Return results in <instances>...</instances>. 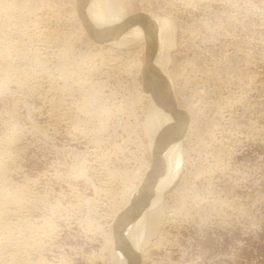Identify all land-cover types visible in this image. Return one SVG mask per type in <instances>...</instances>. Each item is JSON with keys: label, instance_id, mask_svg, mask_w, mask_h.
Returning a JSON list of instances; mask_svg holds the SVG:
<instances>
[{"label": "rangeland", "instance_id": "374dc122", "mask_svg": "<svg viewBox=\"0 0 264 264\" xmlns=\"http://www.w3.org/2000/svg\"><path fill=\"white\" fill-rule=\"evenodd\" d=\"M1 2L0 11L12 8L0 12V147L15 139L7 177L41 230L30 257L110 264L112 236L125 225L114 208L135 202L145 167L156 165L141 128L153 103L148 51L119 49L88 0ZM123 4L131 24L168 18L175 26L161 81L173 85L167 126L182 160L160 200L186 206L167 226L161 213L150 239L165 232L161 245L142 259L149 241L130 264H264V0Z\"/></svg>", "mask_w": 264, "mask_h": 264}, {"label": "bare ground", "instance_id": "6f19581e", "mask_svg": "<svg viewBox=\"0 0 264 264\" xmlns=\"http://www.w3.org/2000/svg\"><path fill=\"white\" fill-rule=\"evenodd\" d=\"M1 1L2 4L4 3L5 0H1ZM88 1L90 2V5L88 6H90L92 10L94 9L92 12H94L96 16L102 13L101 14L102 20L100 19L101 23L105 28H107V31L110 33L109 37L112 39V41L115 44H118L119 49H122L124 51H130L136 47H140L139 49H142L141 51L143 52L146 50L148 51L146 54V64H147L146 78L148 79L147 83L150 92L153 96V101H152L153 103H152V110L148 116V119L146 122L144 121L141 128L145 135V138L147 139L149 155L151 159L155 161L156 165L154 164V166L150 168L149 166L145 167L146 174L143 179L144 184L142 185L139 194L136 195L137 198H135V202L134 203L128 202L123 207L114 208V212L112 215V218L114 219L122 218L123 221L125 222V225L123 226L119 234H115L112 236L111 241L116 246H114L115 249L113 252L110 251L109 263L130 264V261L133 260L132 258H135L137 251L142 247H144V245L146 246V243H149L150 239H152L151 236L159 228L161 224L160 222H162L164 218V216L161 213L163 212V214L165 215L164 223L166 224L165 226H167V223L170 222L169 215L170 214L176 215L179 213L180 210L184 211L186 207L185 205H183L184 201H182V203L180 204L181 209L177 210L176 207L173 208L170 207V209H167L168 207L166 206V204L164 202L162 203V201L160 200V195L163 193L162 191L163 190L166 191L165 189H167L169 185L172 184V182L177 177V174L180 169V161L182 160V156L180 154L181 152L179 151L178 153V147H180L178 146V139H176V136L174 135L175 132L168 130L169 124L167 123V121L172 118L174 113L175 105L172 102L174 91L171 87L172 84L170 85L169 79L167 81H163V80L161 81V79L165 78V75L162 78L163 76L162 65L164 63L165 55L168 53V50L172 48L173 33L175 26L173 22L168 18H163L157 21L155 20V22L152 21L153 23H151L148 26H137L131 24L129 20L130 14L128 10H125L123 6L124 0H88ZM5 6H1L2 7L1 11L2 13H4V15L7 16L8 11H10L9 9H11L12 7L10 6L11 8L8 9ZM18 18H21V16ZM8 22L9 24L11 22L14 23L13 25L15 26V28H17L16 25L22 23L12 19ZM20 30L18 31L20 32ZM151 34L153 35L156 34L159 38V41L154 45L153 44L151 45L149 41H147L148 37ZM119 40H121V42H118ZM145 41L147 42L144 44ZM62 49H60L59 51H61ZM55 58H57V56ZM61 66L63 71L66 72H69L68 68L70 69V67H72L71 62L66 60L64 62L62 61ZM139 67H142L141 64H139ZM138 69L140 70V68ZM7 80H9V78ZM14 83L17 84L16 82ZM18 84L21 83L18 82ZM193 107L191 108L192 110H194ZM187 119H188V113H184L181 115V120L179 121L178 129H181L182 126L185 125ZM14 140L13 139L11 141L8 140V142L3 143V145L0 147V264H42L41 263L42 261L36 262L33 261L30 257L31 250L33 252L36 250L40 251L39 249H41L42 247L40 246L41 243L40 244L38 243L39 241L36 242L37 237L39 238V234L41 230L40 228L34 227L31 224H29L26 219V213L28 211L23 209V204H25L26 202L24 199V192L22 188H20L21 185L20 186L16 185V187H14L12 185L13 182L11 183L10 179L7 177L10 174L9 173L10 171L8 170L9 167L8 168L6 167L7 161L5 159L11 160V157H13L11 153L14 150L12 149L15 148L16 146ZM81 174L82 173H80V175ZM187 206L189 207V205ZM161 230L163 231L162 228ZM164 234L165 232H162L159 236H157V239L154 238L153 241H150L149 246H147L146 247L147 249L143 252L144 255H142L141 257L142 259L146 256L147 250L151 246L161 245L160 242L162 240V235ZM106 240H107V236H106Z\"/></svg>", "mask_w": 264, "mask_h": 264}]
</instances>
